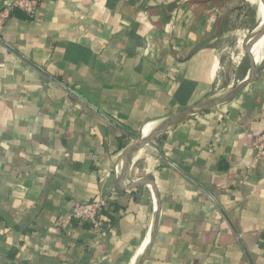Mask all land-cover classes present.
<instances>
[{"label": "crops", "instance_id": "crops-1", "mask_svg": "<svg viewBox=\"0 0 264 264\" xmlns=\"http://www.w3.org/2000/svg\"><path fill=\"white\" fill-rule=\"evenodd\" d=\"M247 17L240 0H42L32 19L14 13L0 30V264H264V61L232 100L151 143L180 171L141 149L123 184L113 173L146 125L246 77L212 94L219 49ZM150 179L157 197L136 185ZM98 194H117L106 229L68 219Z\"/></svg>", "mask_w": 264, "mask_h": 264}, {"label": "water", "instance_id": "water-1", "mask_svg": "<svg viewBox=\"0 0 264 264\" xmlns=\"http://www.w3.org/2000/svg\"><path fill=\"white\" fill-rule=\"evenodd\" d=\"M261 3L263 4L264 7V0H260ZM259 10H257L256 12V17L259 18L258 20V25L256 28H254L253 32L256 29H259V33L256 34L255 36H253L252 38L248 39L244 45V52L248 55L249 57V62H250V69L246 75V77L238 84V86L233 89L232 91H230L228 94L219 97V98H215L212 100H206L205 102L196 105L195 107H190L189 109H186L185 111L176 114L172 117H168L166 119H163L160 124L162 125H166L169 123H172L174 121L177 120H182L183 118L196 114L198 112H204L207 111L208 109L214 108V107H219L221 105L226 104L227 102H229L230 100H232L234 97H236L247 85H249L251 82H253L259 72V66L262 64V61L259 65H257L255 63V61L253 60V57L251 56V51L253 46L264 37V20H261V17L259 16L258 13ZM5 45V44H4ZM5 47L10 50L11 52L15 53L16 55H18V53L15 52V50H13L11 47L5 45ZM39 72L43 73L47 78H49L51 81H53L55 84H57L59 87H61L62 89H64L71 98L73 99H79L83 104H85L86 106L90 107L93 111L99 113L100 115H102L103 117H105L103 114H101L99 111H97L94 107L90 106L87 102H85L84 100H82L81 98H79L73 91H71L69 88H67L65 85L61 84L59 81H57L56 79L52 78L51 76L47 75L43 70L35 67ZM106 118V117H105ZM107 119V118H106ZM109 120V119H108ZM135 143L126 151L125 153V157H124V163H125V169L122 170L121 174L119 175V181L121 184H123V182L128 178V173H130L131 169H132V159L131 156L134 155L137 151L141 150V149H145L147 152L153 154L155 157L159 158L161 161H163L164 163H166L167 165H169L170 167L174 168L175 170L180 171L175 165H173L170 161H168L165 157H163L160 153H158L153 147H151V143L156 139L153 138L150 142H146L144 141V137H143V129L141 130V132L137 135V137L133 138ZM149 182L152 186H153V181L150 179L148 180H143V181H138L136 183L137 184H143ZM123 186V185H122ZM132 187H135V185H132ZM131 187V188H132ZM123 190L128 189L126 187H122ZM153 193H155L154 195L157 197L156 194V190L155 187L153 186L152 188ZM157 210L159 212V205L157 204ZM153 241V237L151 239ZM147 255V253H146ZM146 255H144V257L141 259V261L139 262V264H143L146 258Z\"/></svg>", "mask_w": 264, "mask_h": 264}, {"label": "built area", "instance_id": "built-area-1", "mask_svg": "<svg viewBox=\"0 0 264 264\" xmlns=\"http://www.w3.org/2000/svg\"><path fill=\"white\" fill-rule=\"evenodd\" d=\"M42 0H7L0 7V30H2L7 21L16 12H21L32 19L38 14ZM257 158H264V131L254 143ZM124 167V162H119L114 166L113 173L118 177ZM117 194L114 196L98 194L88 202L76 203L72 208L68 219L78 225H91L98 232L107 228L108 222L105 218V212L110 209L111 205L117 201Z\"/></svg>", "mask_w": 264, "mask_h": 264}, {"label": "rangeland", "instance_id": "rangeland-1", "mask_svg": "<svg viewBox=\"0 0 264 264\" xmlns=\"http://www.w3.org/2000/svg\"><path fill=\"white\" fill-rule=\"evenodd\" d=\"M240 1L247 6L248 17L241 23L239 33L237 29L234 31L235 34L230 36V44L219 49V73L216 74L213 95L228 92V87L237 86L249 70L250 62L248 55L244 52V45L258 25L257 6L250 4L247 0Z\"/></svg>", "mask_w": 264, "mask_h": 264}, {"label": "bare ground", "instance_id": "bare-ground-1", "mask_svg": "<svg viewBox=\"0 0 264 264\" xmlns=\"http://www.w3.org/2000/svg\"><path fill=\"white\" fill-rule=\"evenodd\" d=\"M248 2H250V4H254L257 6V10L258 13H259V16L261 17V20H264V7H263V4L261 3L260 0H247ZM217 19V18H216ZM259 19V18H258ZM259 30H260V27L259 29H256L253 34L251 35L250 38H252L253 36H255L256 34L259 33ZM249 38V39H250ZM251 56L253 57V60L255 61V63L257 65H259L263 60H264V37L262 39H260L252 48V51H251ZM231 84V83H230ZM236 86V85H235ZM223 89V88H222ZM180 120H177V121H174L172 123H169V124H166V125H161L159 126L158 128L155 127L153 124H148L146 125L144 128H143V137H144V141L146 142H150L153 138L161 135L162 133H166V131H168L172 126L176 125L177 123H179ZM156 149V148H155ZM140 156H137L136 159L139 160L140 159ZM150 161V160H149ZM148 162V161H147ZM139 163V161H138ZM136 163V164H138ZM145 164V162H144ZM140 170V169H139ZM136 173V172H135ZM133 176V175H132ZM149 239V238H148ZM144 243H145V240H144ZM146 243L148 244V241H146ZM146 243L144 245H142V249L139 251L138 253V256L144 254V250H145V247H146ZM141 255V256H142ZM137 256V257H138ZM140 256V257H141ZM137 257H135V261L137 259ZM139 257V258H140ZM138 258V259H139ZM134 261V262H135ZM133 262V263H134Z\"/></svg>", "mask_w": 264, "mask_h": 264}, {"label": "trees", "instance_id": "trees-1", "mask_svg": "<svg viewBox=\"0 0 264 264\" xmlns=\"http://www.w3.org/2000/svg\"><path fill=\"white\" fill-rule=\"evenodd\" d=\"M27 17V16H26ZM127 130H129V129H127ZM130 131V130H129ZM84 202H88V201H84Z\"/></svg>", "mask_w": 264, "mask_h": 264}]
</instances>
